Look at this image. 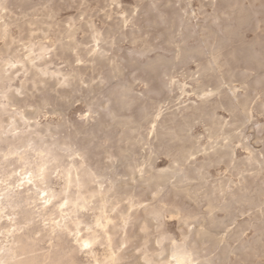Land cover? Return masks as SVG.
<instances>
[{
  "label": "clouds",
  "instance_id": "9594fccd",
  "mask_svg": "<svg viewBox=\"0 0 264 264\" xmlns=\"http://www.w3.org/2000/svg\"><path fill=\"white\" fill-rule=\"evenodd\" d=\"M0 264H264V0H0Z\"/></svg>",
  "mask_w": 264,
  "mask_h": 264
}]
</instances>
